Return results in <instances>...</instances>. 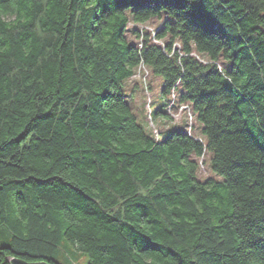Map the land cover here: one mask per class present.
I'll return each instance as SVG.
<instances>
[{
  "label": "trees",
  "instance_id": "16d2710c",
  "mask_svg": "<svg viewBox=\"0 0 264 264\" xmlns=\"http://www.w3.org/2000/svg\"><path fill=\"white\" fill-rule=\"evenodd\" d=\"M142 61L163 81L151 119L174 88L201 140L138 122ZM208 152L221 179L199 177ZM81 252L264 264V0H0V264Z\"/></svg>",
  "mask_w": 264,
  "mask_h": 264
},
{
  "label": "rangeland",
  "instance_id": "374dc122",
  "mask_svg": "<svg viewBox=\"0 0 264 264\" xmlns=\"http://www.w3.org/2000/svg\"><path fill=\"white\" fill-rule=\"evenodd\" d=\"M131 24V23H130ZM160 25L159 21H150L146 25H137L141 31L144 29L150 30L152 33V37L156 43L162 44V40L155 38V30ZM131 26V25H130ZM178 46L179 44H175ZM225 65L228 64L227 61H223ZM142 66H138L136 69V72L132 75L133 78H131L130 81L124 82V89L130 93L129 101L132 105V110L134 114L137 116L138 122L142 124L143 126L147 127V124L150 128L154 130V132L158 131L160 132V136L164 137L166 136L171 128L173 127H181L184 122V120L188 117L186 112H183L182 114H179L175 112L174 110L181 111L178 106L173 103V98L170 96L169 103L172 105H167V115L168 117H155L151 119L149 116L150 109L156 108L161 106V89L163 86V81L161 75L154 74L150 71V69L147 67L143 61L141 62ZM218 68L221 67V64H218ZM220 69V68H219ZM186 110V109H184ZM146 116V121L144 120V117ZM193 120L197 124L195 133L193 134L196 136V139H199L198 137H201V130H200V124L193 112ZM188 119V118H187ZM157 136V135H156ZM209 156L210 153L208 152L206 154V161H203V159H200V171L201 175L199 176L200 179H205L208 176H213L214 178L221 179V177L216 174L215 172L209 170ZM78 264H86L87 263V256L84 252L79 253L78 257Z\"/></svg>",
  "mask_w": 264,
  "mask_h": 264
},
{
  "label": "water",
  "instance_id": "95a60500",
  "mask_svg": "<svg viewBox=\"0 0 264 264\" xmlns=\"http://www.w3.org/2000/svg\"><path fill=\"white\" fill-rule=\"evenodd\" d=\"M10 264H51L50 262L48 261H26L24 259H20V258H10V261H9Z\"/></svg>",
  "mask_w": 264,
  "mask_h": 264
},
{
  "label": "bare ground",
  "instance_id": "6f19581e",
  "mask_svg": "<svg viewBox=\"0 0 264 264\" xmlns=\"http://www.w3.org/2000/svg\"><path fill=\"white\" fill-rule=\"evenodd\" d=\"M218 62H217V66H218ZM219 68H221V67H219ZM176 96H177V93H176ZM176 106H178L177 104H175ZM190 110H192V108H190ZM188 131V130H187ZM189 133V132H188ZM189 134H191V133H189ZM194 136V135H193ZM194 137H196V136H194ZM199 138V140H201V137H198Z\"/></svg>",
  "mask_w": 264,
  "mask_h": 264
},
{
  "label": "built area",
  "instance_id": "2783aa9c",
  "mask_svg": "<svg viewBox=\"0 0 264 264\" xmlns=\"http://www.w3.org/2000/svg\"><path fill=\"white\" fill-rule=\"evenodd\" d=\"M139 66L141 67L142 66V63Z\"/></svg>",
  "mask_w": 264,
  "mask_h": 264
}]
</instances>
